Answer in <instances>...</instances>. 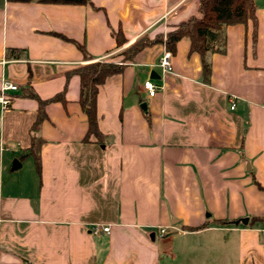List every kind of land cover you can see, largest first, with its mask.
<instances>
[{"label": "crops", "instance_id": "1", "mask_svg": "<svg viewBox=\"0 0 264 264\" xmlns=\"http://www.w3.org/2000/svg\"><path fill=\"white\" fill-rule=\"evenodd\" d=\"M90 1L0 0V90L19 87L0 108V264H162L175 240L204 264H264V229L252 224L264 218V0L256 45L251 23L227 27L208 84L186 40L171 74L156 45L108 78L97 97L103 143L84 142L81 81L69 74L86 54L119 63L114 33L130 43L167 35L199 15L200 0ZM30 91L66 100L45 108L40 169L29 156L39 110Z\"/></svg>", "mask_w": 264, "mask_h": 264}, {"label": "trees", "instance_id": "2", "mask_svg": "<svg viewBox=\"0 0 264 264\" xmlns=\"http://www.w3.org/2000/svg\"><path fill=\"white\" fill-rule=\"evenodd\" d=\"M15 3L38 2L44 4H64V5H92L90 0H8ZM257 5L255 0H200L199 15L189 18L187 21L175 26L167 35L159 34L155 37L144 35L129 45L123 53L124 61L121 63L109 61H92L93 58L86 54L87 64L72 71L69 75H76L81 81L80 105L84 114L88 118L89 129L84 142H91L95 138L97 142L103 143V135L98 125L97 97L99 88L106 80L114 75L122 74L128 63L135 60L136 56L147 48L156 45H163L167 51L173 55L177 53V46L182 40L190 44V53L200 56L202 64L203 81L208 84L212 75V64L210 56L212 54H225L227 47L226 28L229 26L243 25L253 26V42L257 43ZM118 48L128 41L121 31L113 34ZM11 50L10 57L19 58ZM30 98L39 103L38 116L33 124L32 148L29 156H33L40 169L39 151L43 140L39 136L41 124L47 119L45 108L56 102L65 103L64 94H59L48 100H41L36 94L28 93ZM253 225L264 229V218L253 219ZM203 228H189V231H199Z\"/></svg>", "mask_w": 264, "mask_h": 264}, {"label": "built area", "instance_id": "3", "mask_svg": "<svg viewBox=\"0 0 264 264\" xmlns=\"http://www.w3.org/2000/svg\"><path fill=\"white\" fill-rule=\"evenodd\" d=\"M174 55L170 51H165L162 58L159 62V68L163 75L171 74L174 72V64H173ZM159 87L155 85V83L151 80L146 81L144 83V90L149 94V97H155L158 93ZM19 87L12 82L4 81L0 90V108L3 110L9 109L12 104V94L18 93ZM235 108V105H232V109ZM110 231V227L98 228L95 229L94 233L99 235L100 232L108 233ZM166 232L162 230L161 234L164 235Z\"/></svg>", "mask_w": 264, "mask_h": 264}, {"label": "rangeland", "instance_id": "4", "mask_svg": "<svg viewBox=\"0 0 264 264\" xmlns=\"http://www.w3.org/2000/svg\"><path fill=\"white\" fill-rule=\"evenodd\" d=\"M130 44L131 43L128 42L122 47H120V50L118 51V54H117L118 57L120 58L119 63H121V61H124L123 53L127 51ZM168 238L170 239L169 240L170 242L173 239V236L170 235ZM180 241L181 240L174 241V243L171 245L173 246L171 249V253L169 249L165 251L166 253L164 254V257L162 259V264H204L196 256H191V254L187 255L185 253H182L181 251L183 250V245L180 244ZM232 245H234L233 242H232ZM230 264H238V260H236L234 256H232Z\"/></svg>", "mask_w": 264, "mask_h": 264}, {"label": "water", "instance_id": "5", "mask_svg": "<svg viewBox=\"0 0 264 264\" xmlns=\"http://www.w3.org/2000/svg\"><path fill=\"white\" fill-rule=\"evenodd\" d=\"M152 77L153 78H156V79L160 78L159 75L156 72L153 73V76ZM142 108L144 110H146L147 107L145 105H143ZM20 167H21L20 163L19 162H16L15 165H14V169H18ZM240 223H242L243 225L247 226L248 223H249V219H242L241 221H238L237 222V224H240Z\"/></svg>", "mask_w": 264, "mask_h": 264}]
</instances>
